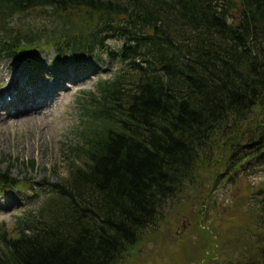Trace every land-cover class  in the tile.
<instances>
[{
  "label": "trees",
  "instance_id": "trees-1",
  "mask_svg": "<svg viewBox=\"0 0 264 264\" xmlns=\"http://www.w3.org/2000/svg\"><path fill=\"white\" fill-rule=\"evenodd\" d=\"M36 10H50L49 32L15 24ZM108 38L121 40L107 51L117 71L79 103L66 176L16 230L0 224V264H120L170 204L197 206L199 239L216 234L229 263L264 264V181L233 201L226 229L203 227L218 182L263 158L264 0H0V55L42 42L83 60ZM18 183L0 171L1 190Z\"/></svg>",
  "mask_w": 264,
  "mask_h": 264
},
{
  "label": "rangeland",
  "instance_id": "rangeland-1",
  "mask_svg": "<svg viewBox=\"0 0 264 264\" xmlns=\"http://www.w3.org/2000/svg\"><path fill=\"white\" fill-rule=\"evenodd\" d=\"M48 11L36 10L30 15L25 13L15 19V24L21 28L28 26L34 31L43 29L49 32L53 25ZM42 44L39 42L36 45L38 50L16 62L0 57V93L3 97H0V102L11 97L7 108L19 112L6 118L3 116L6 112L0 109V170H9L10 176L21 185V190L12 188L0 191V224L3 223V227L9 231L17 227L18 218L22 219L29 212L35 214L44 202L46 184L56 183L66 176L69 160L65 147L74 141L72 134L81 125L79 103L85 100V93L93 90L98 79L111 77L119 66L115 54L112 57L107 53L118 50L121 40L117 38L106 39L100 53L94 52L81 63L71 57L57 62L53 49L39 48ZM74 70L77 79L70 76ZM12 81L13 87L8 90L6 86L9 87ZM17 88L27 90L28 94L23 93L12 99ZM31 106H37L36 113L23 112ZM15 159L18 161L14 163ZM30 160L33 166L29 164ZM262 181L264 157L259 162L253 159L229 181L218 182L211 198L215 207L205 209L206 216L212 214L213 218L206 220L203 227L211 230L208 226L211 224L217 231L226 229V210L234 200L250 195L251 189ZM173 206L170 204L163 215L166 217L152 227L154 233H145L134 253H127L120 264H197L192 259L199 261L204 254L208 256L211 252L214 258L210 261L219 262L221 259L223 264H231L227 260L229 255L218 249L213 251L219 246L216 234L212 233L215 243L211 242L210 246L199 239L194 226L196 217H188V212L198 211L197 206L189 205L192 211L171 215L170 208ZM179 208L181 211L182 208ZM5 232L9 234L7 230ZM189 235L191 238L188 239ZM203 261L201 259L198 264Z\"/></svg>",
  "mask_w": 264,
  "mask_h": 264
},
{
  "label": "bare ground",
  "instance_id": "bare-ground-1",
  "mask_svg": "<svg viewBox=\"0 0 264 264\" xmlns=\"http://www.w3.org/2000/svg\"><path fill=\"white\" fill-rule=\"evenodd\" d=\"M17 80H19L18 79V77H15ZM10 86L12 85L11 83L9 84ZM10 86H9V88H10ZM6 88H8L7 86H6ZM21 101H19L18 103H20ZM43 102V101H42ZM7 103H2V108L3 107H5V108H7ZM36 107H34V106H31L29 109H27V110H25V111H30V110H33V109H35ZM7 115H12V114H9V113H6V114H3V116H6V118H9ZM13 115H18L16 112L13 114Z\"/></svg>",
  "mask_w": 264,
  "mask_h": 264
},
{
  "label": "water",
  "instance_id": "water-1",
  "mask_svg": "<svg viewBox=\"0 0 264 264\" xmlns=\"http://www.w3.org/2000/svg\"><path fill=\"white\" fill-rule=\"evenodd\" d=\"M262 155L264 156V150H263V152H262Z\"/></svg>",
  "mask_w": 264,
  "mask_h": 264
}]
</instances>
